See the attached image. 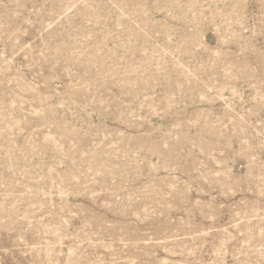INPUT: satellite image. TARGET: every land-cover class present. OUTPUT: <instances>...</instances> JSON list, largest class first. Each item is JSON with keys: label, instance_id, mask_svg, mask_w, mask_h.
<instances>
[{"label": "rangeland", "instance_id": "374dc122", "mask_svg": "<svg viewBox=\"0 0 264 264\" xmlns=\"http://www.w3.org/2000/svg\"><path fill=\"white\" fill-rule=\"evenodd\" d=\"M0 264H264V0H0Z\"/></svg>", "mask_w": 264, "mask_h": 264}]
</instances>
